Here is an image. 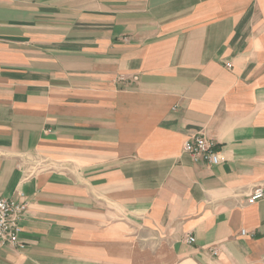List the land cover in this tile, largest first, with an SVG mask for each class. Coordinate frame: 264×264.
Masks as SVG:
<instances>
[{
    "label": "crops",
    "instance_id": "crops-1",
    "mask_svg": "<svg viewBox=\"0 0 264 264\" xmlns=\"http://www.w3.org/2000/svg\"><path fill=\"white\" fill-rule=\"evenodd\" d=\"M260 186L264 0H0V264H264Z\"/></svg>",
    "mask_w": 264,
    "mask_h": 264
},
{
    "label": "built area",
    "instance_id": "built-area-1",
    "mask_svg": "<svg viewBox=\"0 0 264 264\" xmlns=\"http://www.w3.org/2000/svg\"><path fill=\"white\" fill-rule=\"evenodd\" d=\"M118 80L125 81V78L120 76ZM183 150L197 162L217 165L222 161L217 144L204 135L192 136L184 143ZM20 195L21 199L19 200L0 198V247L21 244L22 220L27 211L28 203L23 199L24 194L21 193ZM261 199H264L263 186L256 188L248 197L247 202L253 204ZM242 233L245 234V231ZM187 240L190 243L195 242L193 236H189Z\"/></svg>",
    "mask_w": 264,
    "mask_h": 264
}]
</instances>
